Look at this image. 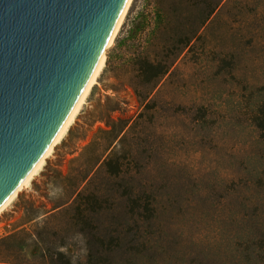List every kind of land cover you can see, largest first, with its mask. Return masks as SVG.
<instances>
[{"label":"rangeland","instance_id":"obj_1","mask_svg":"<svg viewBox=\"0 0 264 264\" xmlns=\"http://www.w3.org/2000/svg\"><path fill=\"white\" fill-rule=\"evenodd\" d=\"M193 1H133L66 138L0 216V264H264V0H225L150 97L132 66L147 31L128 42V16L152 29L163 11L179 52Z\"/></svg>","mask_w":264,"mask_h":264},{"label":"water","instance_id":"obj_2","mask_svg":"<svg viewBox=\"0 0 264 264\" xmlns=\"http://www.w3.org/2000/svg\"><path fill=\"white\" fill-rule=\"evenodd\" d=\"M124 0H0V202L45 148Z\"/></svg>","mask_w":264,"mask_h":264},{"label":"trees","instance_id":"obj_3","mask_svg":"<svg viewBox=\"0 0 264 264\" xmlns=\"http://www.w3.org/2000/svg\"><path fill=\"white\" fill-rule=\"evenodd\" d=\"M193 2L195 4V8L197 9V14L195 15V18L188 17L187 22L190 23L192 19H195L198 24V29H195V31H189L185 35H183V42H181L183 48L179 50V52L178 25L173 30H171V34H165V31L167 30V24L164 25L166 15H164L163 11L157 12L155 14V21L154 25L152 24V29L147 28L148 20L151 21V18L147 15V13H138V16L136 18H132L131 14L128 16V42L135 41L136 38L141 37L142 34L147 31V33L145 34L146 40L144 41V45H141L139 50H135L134 54H132L131 57L133 58L132 66L138 67L139 75L146 77V85L151 86L149 97L159 88L166 76L170 73L171 69L176 63V60H178V58L187 49L190 48L194 40H199L201 30L205 27L208 21H210L213 15L224 5L225 0H194ZM173 12L175 13V17L178 20V2L176 3ZM125 30L126 29H124V31ZM121 40L122 39L120 36V38L117 40V48L112 51V55L120 50V46L122 43ZM155 41L156 43L153 44V42ZM151 47L155 49L154 52H150ZM127 48L128 50H131L132 46L128 45ZM149 53H154L153 59L149 58L151 55ZM168 57H174L175 61L171 63L166 62V60L164 59H167ZM111 59L112 57L110 55L107 62V67L111 63ZM74 196H76L75 202L83 200V191L78 190V192H76ZM12 239H15V236ZM9 250L10 248H7L6 250H4V252L7 253L9 252Z\"/></svg>","mask_w":264,"mask_h":264},{"label":"bare ground","instance_id":"obj_4","mask_svg":"<svg viewBox=\"0 0 264 264\" xmlns=\"http://www.w3.org/2000/svg\"><path fill=\"white\" fill-rule=\"evenodd\" d=\"M134 0H124L106 37L102 49L96 58L94 65L84 81L80 91L74 99L69 110L50 138L49 142L32 163L27 172L22 176L14 188L0 202V216L13 204L19 194L31 185V182L39 174L46 164L47 159L54 153L55 148L66 138L68 132L74 125L77 117L85 106L93 88L98 84V79L106 67V51L114 44L119 35L125 19Z\"/></svg>","mask_w":264,"mask_h":264}]
</instances>
